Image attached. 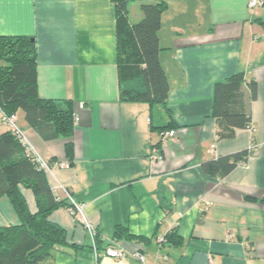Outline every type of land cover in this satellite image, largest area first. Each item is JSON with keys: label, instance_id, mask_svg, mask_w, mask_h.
<instances>
[{"label": "crops", "instance_id": "0c3cea01", "mask_svg": "<svg viewBox=\"0 0 264 264\" xmlns=\"http://www.w3.org/2000/svg\"><path fill=\"white\" fill-rule=\"evenodd\" d=\"M145 1L154 0H128L131 22L143 16ZM165 1L159 55L170 115L162 104L121 99L112 0H0V33L34 38L39 97L72 103L73 155L67 137L45 140L23 111L19 125L51 163L49 184L86 204L100 251L111 245L127 252L97 255L86 225L62 205L50 218L75 245L57 246L43 264H141L136 252L148 264H264V207L245 197L264 193V0L254 8L250 0ZM239 70L253 125L221 134L212 115L214 85ZM250 80L257 83L254 99ZM169 123L175 136L165 145L159 127ZM7 130L0 107V134ZM253 144L249 159L227 175L203 170L204 161ZM158 152L161 161L153 158ZM66 161L71 165L61 167ZM22 190L37 210L33 190ZM19 222L9 196H0V226ZM170 230L171 241L159 244Z\"/></svg>", "mask_w": 264, "mask_h": 264}, {"label": "trees", "instance_id": "16d2710c", "mask_svg": "<svg viewBox=\"0 0 264 264\" xmlns=\"http://www.w3.org/2000/svg\"><path fill=\"white\" fill-rule=\"evenodd\" d=\"M112 1L117 11L121 99L162 104L170 115L167 104L170 82L159 55L162 49L159 29L166 1L142 2L143 16L136 22L129 19L128 0ZM0 57L7 62L0 67V107L3 112L17 114L23 111L28 124L45 140L67 137L66 150L71 157L74 150L72 103L39 97L34 38L0 33ZM245 82L243 70L215 82L212 115L218 119L223 130L221 134L253 125L251 114L245 110L242 89ZM248 87L251 98H256V81H248ZM171 123L160 126L159 132L172 128ZM254 148L255 144L208 159L202 163L203 170L211 176H225L246 162ZM22 187L31 188L37 196V210L30 209ZM3 195L9 196L20 222L0 226V264H43L57 246L75 245L69 242L66 228L50 218L55 208L69 207L70 201L57 194L37 156L27 151L18 134L10 129L0 134V196ZM245 197L259 201L264 207V193L260 197ZM116 232L118 236L121 229L117 227ZM173 235L174 230H170L165 235L166 242H170ZM101 239L97 231V250H100Z\"/></svg>", "mask_w": 264, "mask_h": 264}, {"label": "built area", "instance_id": "2783aa9c", "mask_svg": "<svg viewBox=\"0 0 264 264\" xmlns=\"http://www.w3.org/2000/svg\"><path fill=\"white\" fill-rule=\"evenodd\" d=\"M260 4H262V0H250V6L252 8L259 6ZM3 122L8 126V128L14 132H16L20 138V140L24 143V145L26 146L27 151H30L32 153L35 154V150L33 148V146L29 143V140L26 138L23 130L21 129L20 125L18 124V118H17V114L16 113H12V114H6L3 112ZM161 135V143L162 144H166L168 142V138L172 137L175 135V130L170 129V130H163L160 132ZM154 151H156V149H154ZM37 159L39 160L41 166L47 170L48 168H50L52 165L49 161L41 158L40 156L36 155ZM153 158H155V161H159L163 159V154L162 153H156ZM61 167H69L71 164L69 161L66 162H62ZM56 190V189H55ZM65 191V197L68 198V200L70 201V205H69V209L71 211V213L73 214V216L75 217V219L79 222H82L84 225H86V227L88 228V230L90 231L91 235L94 238V249L97 255L101 256V255H108L114 258H123L126 256L127 252L125 249H123V247H119V246H108L106 247L102 252L100 250H97V246H96V233L97 230L95 229V227H93V225L88 221L86 214H85V208H86V204L82 203V202H78L77 200H75L73 198L72 192L68 189V188H64ZM57 194L58 191L56 190ZM60 195V194H59ZM61 196V195H60ZM166 242V238L165 237H161L159 238L158 243L159 244H163ZM135 256L139 259L141 264H148L146 262V256L144 253L142 252H136ZM167 257V256H165Z\"/></svg>", "mask_w": 264, "mask_h": 264}, {"label": "rangeland", "instance_id": "374dc122", "mask_svg": "<svg viewBox=\"0 0 264 264\" xmlns=\"http://www.w3.org/2000/svg\"><path fill=\"white\" fill-rule=\"evenodd\" d=\"M7 64V62L2 58V57H0V67H2L3 65H6ZM168 125V124H167ZM171 128H165V130H170ZM174 130V129H173ZM175 136V135H174ZM174 136H172V137H174ZM172 137H169V138H172ZM168 138V139H169ZM160 141H161V136H160ZM168 143V142H167ZM166 143V144H167ZM165 144V145H166ZM161 145V144H160ZM159 153V152H158ZM161 153V152H160ZM159 153V154H160ZM163 154V153H162ZM35 155H37L36 153H35ZM163 157H164V155H163ZM159 161H161V160H159ZM163 237H165L166 238V241H167V237L166 236H163ZM119 247H121V246H119Z\"/></svg>", "mask_w": 264, "mask_h": 264}]
</instances>
